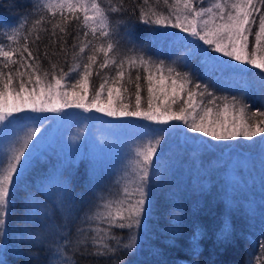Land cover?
I'll use <instances>...</instances> for the list:
<instances>
[{
  "label": "snow or ice",
  "instance_id": "6c2138e0",
  "mask_svg": "<svg viewBox=\"0 0 264 264\" xmlns=\"http://www.w3.org/2000/svg\"><path fill=\"white\" fill-rule=\"evenodd\" d=\"M158 3L159 0H155V4ZM164 3L171 15L163 16L154 7L153 0H143L138 19L146 25L179 29L192 38L187 43L185 55L177 51L174 54L176 59L170 64L139 56H124L117 60L120 53L114 49H118L121 40L127 39L130 32L122 31L110 20V12L122 10L113 7L111 0H38L37 7L41 11L50 13L52 17L60 13L59 21H50L53 35L56 28L61 32L66 31L65 25L71 19L64 14L67 10L73 13L72 18L77 20L78 26L87 29L83 32L85 38L91 33L93 40L101 41L96 44L89 40L82 44L73 57L70 72H58L55 64L49 71L42 69L39 58L28 47L27 37H24L22 44L20 42L24 22L19 27L4 30L7 40L16 46L6 47L4 41L0 40V57L3 58L0 66V84L3 85L0 88V132L12 128L15 138L7 150V166L0 172V236L5 234L7 210L12 201V189L17 185V176L23 179L21 170L24 169L27 155L43 133L39 125L48 119L40 118L37 126L20 136L19 132L25 128L26 122L37 119L28 113H51L67 118L68 110L95 112L121 121L118 127L137 132L138 143L134 145V155L128 166L130 170L118 181L120 187L117 196L101 197V202L94 204L82 220L87 227L77 228L75 243L86 246L91 241L97 256H105L113 251L109 241L116 239L112 230L117 228L128 229L129 233L126 242L117 239L116 244H122L127 250L135 248L136 235L132 230L141 226L150 189L166 168L161 154L174 138L178 137L181 141L174 146L177 150L206 151L221 146L230 147L231 142L238 143L241 138L254 144L253 138L264 134V111L250 112L249 105L237 96L229 98L217 95L210 85L197 83L191 71L192 59L198 58L205 74L217 82L226 80L229 73L241 71L233 67V62L264 73V54L257 55V52L264 53V0H215L211 6L200 7L195 6L193 0H173L172 3L164 0ZM77 12L82 13V20L75 15ZM257 21L258 30L253 33V25ZM43 22L44 17L41 16L35 25ZM252 35L256 51L249 50V37ZM159 38L164 41L179 40L168 32L160 33ZM89 46L91 54L85 57L83 54ZM99 53L103 55L99 69L114 65L115 75L102 77L89 99L90 77L94 74ZM110 53H113L111 57ZM14 55L18 59H14ZM12 65L16 67L13 69ZM125 65L129 69L139 65L148 74L142 77L139 73H126ZM72 72L76 75L72 76ZM95 75L100 76L101 73L96 71ZM166 77L169 83L164 87ZM142 79L145 80L144 84L141 83ZM130 86L134 88V104L130 96L121 98V93H128ZM145 89L146 104L142 106L141 93ZM104 94L107 98L102 102ZM9 98L11 103L8 102ZM114 99L118 102L113 103ZM202 138H208L210 142L205 144ZM260 145L264 148V138L260 140ZM41 195L45 196L53 209L62 211L69 221L75 218L76 202L67 179H62L54 191ZM55 215V212H45L41 231L55 226ZM224 238H227L226 234ZM35 242L43 243L44 240L42 236H35ZM71 244L73 240L65 232L62 242L50 249L49 264H73L72 257L66 254ZM260 247L264 252V243Z\"/></svg>",
  "mask_w": 264,
  "mask_h": 264
},
{
  "label": "trees",
  "instance_id": "16d2710c",
  "mask_svg": "<svg viewBox=\"0 0 264 264\" xmlns=\"http://www.w3.org/2000/svg\"><path fill=\"white\" fill-rule=\"evenodd\" d=\"M142 2L143 0H111L113 7L122 10L110 12V20L122 31L130 32L127 39L121 40L118 49L114 51H119V56L122 58L124 54H127L124 51L132 49V54H128L129 56L144 57L151 61L160 60L166 64L176 59L174 54L177 51L180 55H185L188 51V40L192 41V38L187 33H181L179 29L144 24L138 19ZM172 2L173 0H169V3ZM193 2L195 6L200 7L211 6L215 0H193ZM153 3L156 10L163 16L171 15L164 0H159L158 4H155L153 0ZM37 4L38 0H0V40L4 41L6 47H15L14 43L7 40L4 30L19 27L20 23L24 22L25 27L21 29L20 42L22 44L24 37H27L28 47L39 58L42 69L49 71L52 64H55L58 72H70L74 64L73 57L79 52V47L89 40L96 44L101 41L93 40L90 33L85 38L83 32L87 29L78 26L77 20L72 18L73 13L67 10L64 14L71 19L65 25L66 31L61 32L59 28H56L55 35H53L50 21H59L60 13L57 12L56 16L52 17L50 13L41 11ZM75 15L80 16L82 20V13L77 12ZM41 16L44 17V22L35 25V21ZM257 30L258 21L253 25V33ZM164 32L171 33L173 38L178 37L179 40L160 39L159 34ZM37 36L39 39H36ZM253 41L254 35L249 37L250 51ZM199 43L202 45L201 42ZM90 49L91 46L85 49L83 54L85 57L91 54ZM252 51H256L255 41ZM261 54L264 53L257 52V55ZM24 55L27 57V53ZM13 58L18 59V56L14 55ZM102 59L103 55L99 53L97 64L94 66V74L90 77L89 89L98 87L102 77L115 75L114 65L110 64L103 70L99 69L98 65ZM2 63L3 58L0 57V66ZM191 64L195 80L196 77L201 79L203 83L210 85L216 94L234 96L232 92L235 90L233 91L231 84L235 80H231V76L218 82L220 86L216 87L217 81L206 78L208 76L199 65L198 58H193ZM11 67L14 69L16 65ZM239 69L247 71V77H264V73H260L258 69ZM96 71H99L101 75H95ZM129 71L133 75L139 73L142 77L148 74L139 65L132 69L125 65V72ZM141 83L144 84L145 80L142 79ZM168 83L166 77L164 87H167ZM15 84L14 80V87ZM2 87L3 85L0 84V88ZM262 90L264 91L263 87ZM133 92L134 88L130 86L128 93H121V98L130 96L131 103L134 104ZM141 95L143 97L141 103L144 106L147 96L146 89ZM247 98L250 112L264 111V104H260L253 94L248 92ZM113 103H116L115 99ZM100 120L102 123L110 121L101 117ZM36 121L37 119L27 121L26 124L35 125ZM118 122L119 120L114 121L115 124ZM88 123L92 124L90 121ZM178 143L181 141L174 142V146ZM174 146L172 148L174 150L168 153L165 151L166 166L169 168L171 162L174 163V171L171 170V174H174L178 180L171 175L173 179H170L171 182L167 184V178L164 172L162 173L150 189L149 202L146 204L147 211L142 218L140 228L132 230L136 235L135 248L127 250L122 247V244H116L117 239L126 242L128 229H113L116 239L109 241L113 246V251L105 256L94 254L91 241L86 246L75 243L78 238L77 228L78 226L87 227L86 223L82 224V220L86 214L90 213L94 205L93 201L87 198L92 196L87 190H92V183L97 177L94 178L87 174L86 157L82 156L76 162L62 168L56 160L53 148L49 145L44 149L40 148V152L33 154L25 161L24 169L27 170H21L23 179L17 176V185L12 189V201L7 210L5 234L0 236V261H3V264H49L50 249H54L58 243H61L67 232L73 244L68 246L66 254L72 257L73 264H264V252L260 247L261 243H264V148L260 145V138L255 144L256 147H251L244 153L230 146L218 151L213 149L182 150L181 154L180 150ZM231 150L243 155H238V161L233 168L236 172L232 173L234 179L231 181L236 188L241 185L238 182L239 179L248 185L240 192L237 189L232 191L231 185L223 183L226 182L221 172L226 169V164L223 162L226 161L227 154ZM56 168L59 169L56 179L58 183L62 179L69 181L76 202L75 218L71 221L68 218L64 220L57 210L49 211L56 213L55 226L50 230L41 231L40 225L44 219L38 221L36 215L44 211V216L47 205L41 197L40 185L44 180L51 178L49 174ZM190 176L198 177L199 183L192 185V190L185 193L184 186L186 185L178 183L192 181ZM110 181L107 176L106 182L103 179L97 182L96 188L98 189L93 195L100 197L106 188L110 187L113 195L117 196L118 184L112 185ZM35 195L36 201L40 203L32 204ZM27 201L30 206L27 205ZM53 233H55L54 236ZM225 234L227 238H224ZM35 236H42L44 242H35Z\"/></svg>",
  "mask_w": 264,
  "mask_h": 264
},
{
  "label": "rangeland",
  "instance_id": "374dc122",
  "mask_svg": "<svg viewBox=\"0 0 264 264\" xmlns=\"http://www.w3.org/2000/svg\"><path fill=\"white\" fill-rule=\"evenodd\" d=\"M91 34V33H90ZM99 40V39H97ZM191 40H188L190 42ZM202 43V42H201ZM254 41L250 45L251 51L253 50ZM207 47V46H205ZM130 50V51H129ZM132 49H128L127 51H124L125 56H129L128 54H132ZM110 57L113 55V53L109 54ZM118 59H120V56H117ZM227 59V58H225ZM160 61V60H157ZM233 66L238 68H251V66H243V65H236L235 62H233ZM72 76H75L76 73H71ZM192 74H195L192 72ZM228 76H231V80H235V82L232 85L233 91L232 94L234 96H237L238 98H242L245 103H248V92L253 94L254 97L259 101L260 104H264V91L262 90V87L264 88V77L263 78H252L250 76L247 77V71L241 69L239 72H233L229 73ZM206 77V76H205ZM208 80L215 81L214 79H209V77H206ZM206 78H204V81H206ZM197 83H203L201 79L196 77L195 80ZM216 87H219L220 83H215ZM240 84V88H239ZM243 85V87H242ZM251 86V88H250ZM191 87V85H189ZM90 91L93 90V88L89 89ZM212 90V89H211ZM89 91V99L91 98V93ZM214 91V90H213ZM216 92V91H214ZM220 96H224V94H217ZM106 94L102 95V102L105 100ZM229 98H231L229 96ZM247 98V99H246ZM9 103H11V99L8 100ZM18 115H24V114H18ZM27 115L37 117V121L35 122V125L26 124L25 128L22 129L19 132L20 136H23L27 131H29L32 127L38 125V120L43 117H48L44 121L42 125H39L40 131L43 132L42 135L38 138V140L35 142V146L32 147L31 151L27 155V159L30 158L33 154L40 152V148L44 149V147L49 145L51 148H53L55 157L59 165L63 168L66 167L70 163L76 162L78 159H80L82 156H85L87 159V174L91 177L94 176L97 177L95 181L92 183V190L89 189L87 192H90V195L87 198L92 200L95 204L101 202V197L105 198H115L116 196L113 195V192L111 191L110 187H107L106 190L100 195H93L95 193L96 184L97 182H100L101 179H103L104 182H106V177L108 176L111 180L110 183L112 185L118 184V181H121V178L126 175V172L129 171V162L132 159L134 155V145L138 143L137 139V132L133 129L128 128H122L118 127L117 125L121 124L122 122L119 121L117 124L114 123L116 121L115 119L105 117L101 114L92 112V113H83L80 110H68L67 112V118H62L61 116H57L55 114L51 113H28ZM215 115V112L213 113V116ZM100 117L104 120H110L106 121V123H102L100 120ZM231 118V115H229V119ZM88 121H90L89 124ZM132 123H146L143 121H132ZM174 123V122H172ZM13 129L9 128L4 132H0V172H2L3 168L7 166L6 157H7V150L12 142V140L15 138L13 135ZM189 135H193L189 133ZM264 134H259L256 137L253 138L255 143L253 144L250 141H245L241 138V140L237 142H231V146L235 149L241 151V152H247L251 147H256V142L259 141V138L263 137ZM264 138V137H263ZM203 142L205 144L209 143L208 138H202ZM180 138H174L172 141H170V144L167 146L166 153L168 151L174 150L172 149L174 146V142H179ZM50 141V142H49ZM49 143V144H48ZM215 143V142H213ZM227 147L221 146L220 148H211L213 150H220ZM165 153V152H164ZM162 153L164 161L166 162L167 154ZM180 153L182 154L183 151L180 150ZM166 155V156H165ZM238 155H242V153H236L235 150H231L227 156L225 163L226 169L222 172V177L226 182H223L225 184L231 185L230 188L232 191L238 190L240 192L243 188H247L248 185L243 183L240 179L238 180L239 184L241 183L238 188H236V185L232 184L231 181H233L234 176L232 175L233 172H236V169H233L235 166V163L238 161ZM243 156V155H242ZM26 159V160H27ZM25 163V162H24ZM237 167V165H236ZM235 167V168H236ZM247 167V166H246ZM171 170L174 171V163L171 162L169 168L166 166L164 172V176L167 178L166 182L167 184L169 181L171 182L170 176L174 174H171ZM59 169L56 168L53 171L50 172L49 175H51V178L49 180H44L40 188L42 189L41 193H49L51 191H54L57 187L58 181L56 180L58 178ZM178 177V174H177ZM175 180L176 177L174 176ZM192 179V181L189 182H182L178 184H185V193L190 192V189L192 190V185L198 184V177L192 178V176L189 177ZM43 183L44 186L42 185ZM110 185V184H109ZM234 186V188H233ZM120 185L118 184V188H116V195L118 194V189ZM183 187V186H182ZM187 187V188H186ZM110 189V190H109ZM37 195V194H36ZM36 195L34 196V201L32 204H36L37 202L40 203V201H36ZM43 201L46 203V209L47 211H55L57 209H53L49 201L45 198L44 195H41ZM27 205L30 206L29 202L27 201ZM83 205V204H81ZM79 207V205H77ZM45 208V207H44ZM43 212L41 211V214L36 215V219L38 221H43L44 216ZM57 212L62 215V218L65 220L67 217L62 211L57 210Z\"/></svg>",
  "mask_w": 264,
  "mask_h": 264
},
{
  "label": "bare ground",
  "instance_id": "6f19581e",
  "mask_svg": "<svg viewBox=\"0 0 264 264\" xmlns=\"http://www.w3.org/2000/svg\"><path fill=\"white\" fill-rule=\"evenodd\" d=\"M124 31V30H123ZM116 103H117V100H116Z\"/></svg>",
  "mask_w": 264,
  "mask_h": 264
}]
</instances>
